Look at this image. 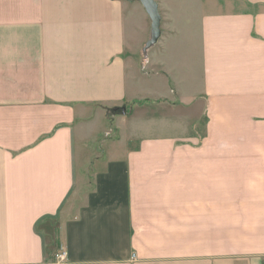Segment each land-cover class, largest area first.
<instances>
[{
	"label": "crops",
	"instance_id": "obj_1",
	"mask_svg": "<svg viewBox=\"0 0 264 264\" xmlns=\"http://www.w3.org/2000/svg\"><path fill=\"white\" fill-rule=\"evenodd\" d=\"M156 1L0 0V264H264V0Z\"/></svg>",
	"mask_w": 264,
	"mask_h": 264
},
{
	"label": "rangeland",
	"instance_id": "obj_2",
	"mask_svg": "<svg viewBox=\"0 0 264 264\" xmlns=\"http://www.w3.org/2000/svg\"><path fill=\"white\" fill-rule=\"evenodd\" d=\"M151 23H152V20H151ZM160 27H161V25H160ZM149 38H150L149 41L147 42V44H145V50L143 53L144 55L141 57V58H143V62L141 63V59H138L139 67H140L139 69H140V71H143V73L145 72V74H142V75H143V77H144V75L146 76V77H144L145 79H147L146 81H151L152 83L159 85V84H161V67H160L161 64H159V66H157L156 64H153V62L155 60L157 61L158 59H161V55H160V53H161V41H162L161 35L157 40L151 41V40H153V31L151 28ZM195 39H196V37H195ZM191 43L186 41L185 49L187 51L192 50V48L190 47ZM188 60H189V58H188ZM151 82H147V84H151ZM152 85L154 86V84H152ZM152 88L154 89V87H152ZM155 89H156V87H155ZM145 93L150 94V97H153V96L155 97V95H153L155 93H153V92H145ZM54 254H55L54 257L56 258L57 254L56 253H54ZM56 261H58L57 258L55 259V262Z\"/></svg>",
	"mask_w": 264,
	"mask_h": 264
},
{
	"label": "water",
	"instance_id": "obj_3",
	"mask_svg": "<svg viewBox=\"0 0 264 264\" xmlns=\"http://www.w3.org/2000/svg\"><path fill=\"white\" fill-rule=\"evenodd\" d=\"M141 3L145 6L149 16L152 20V31H153V40H157L161 35V14L159 10V5L156 0H140Z\"/></svg>",
	"mask_w": 264,
	"mask_h": 264
},
{
	"label": "built area",
	"instance_id": "obj_4",
	"mask_svg": "<svg viewBox=\"0 0 264 264\" xmlns=\"http://www.w3.org/2000/svg\"><path fill=\"white\" fill-rule=\"evenodd\" d=\"M56 258L57 260L61 263V262H65V260L67 259V253L66 252H61V253H58L56 255Z\"/></svg>",
	"mask_w": 264,
	"mask_h": 264
}]
</instances>
